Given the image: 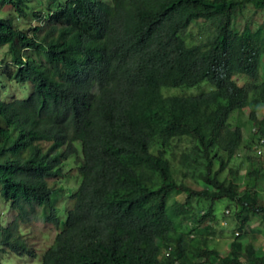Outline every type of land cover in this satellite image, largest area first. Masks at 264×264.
Instances as JSON below:
<instances>
[{"label":"trees","instance_id":"16d2710c","mask_svg":"<svg viewBox=\"0 0 264 264\" xmlns=\"http://www.w3.org/2000/svg\"><path fill=\"white\" fill-rule=\"evenodd\" d=\"M46 1L0 0L1 73L30 89L0 99V250L31 254L19 223L42 218L56 232L39 264H264L246 239L252 218L264 228V0ZM241 149L261 158L243 174Z\"/></svg>","mask_w":264,"mask_h":264},{"label":"rangeland","instance_id":"374dc122","mask_svg":"<svg viewBox=\"0 0 264 264\" xmlns=\"http://www.w3.org/2000/svg\"><path fill=\"white\" fill-rule=\"evenodd\" d=\"M30 4H34V0H29ZM10 7L8 6V9ZM6 7H4V10H8ZM250 18L256 19L257 21L262 20L261 12H253V10H250ZM11 12V11H10ZM245 22V16L238 15L235 18L234 24L237 28L241 29L243 24ZM6 46H0V59L6 60L8 63L10 61L9 55L5 54ZM0 68L1 70H7L5 69L0 62ZM245 79L241 78L239 79V83L244 82ZM8 87L6 89L2 87ZM22 86H15L13 84V81H11L6 75L1 77L0 74V98L8 99L12 95H20L23 96L25 93L22 91ZM208 86L205 84H201L200 87L184 91V93H191V94H197L201 91L207 90ZM176 92V91H174ZM182 91H179L178 93H181ZM248 110L245 109V113L247 115ZM234 114L229 118V122L231 124L234 123L235 118ZM245 137L251 136V132L247 131L244 132ZM183 140L175 141L174 143L178 144L180 147H185L187 144H184L186 141L182 143ZM248 154L252 157L253 162L255 165L259 166V162L261 160L260 157L257 156V154L251 149L245 151L244 149H241L239 151L238 156L230 161L229 165L238 167L240 166V173H244L246 170V163L242 160L243 155ZM70 163V162H69ZM66 166L65 168H68L71 166V164ZM217 164H215L216 166ZM71 180H73V177H69ZM257 182V187L264 185V179L263 178H254L251 182ZM186 182L193 187L198 188L199 185L196 184V181L193 178H189L186 180ZM69 184H72L69 182ZM75 187V186H74ZM74 187L68 188L66 190L69 191V194H71L74 190ZM263 198H264V191H263ZM62 202V200H61ZM60 202V203H61ZM66 201H64L65 203ZM227 199H219L212 204V212L213 215L216 217V220L212 219L211 225L215 229L216 234L214 235L213 239L216 243H212V245H215V247L220 251L222 255L226 253L228 250L229 242L232 239V232L236 229L235 227V217L232 216V208L229 206H226L228 204ZM61 206L63 207V203H61ZM229 210L228 213L225 211ZM1 219L4 226H7L10 221L13 219V217L16 216L18 213L17 210H13L9 207L8 204H1ZM19 231L22 234V238L27 244V247L30 248L31 254L24 255L22 257L13 255L12 253L9 254V252H4L3 250H0V264H39L40 257L42 252L52 243L56 229L50 224L49 222H46L42 218H30L28 221H24L19 223L18 227ZM249 229L247 240L249 239L255 247H261L264 243V228L262 225V222L259 218H252L249 223Z\"/></svg>","mask_w":264,"mask_h":264},{"label":"clouds","instance_id":"9594fccd","mask_svg":"<svg viewBox=\"0 0 264 264\" xmlns=\"http://www.w3.org/2000/svg\"><path fill=\"white\" fill-rule=\"evenodd\" d=\"M28 1V4L29 5H31V6H36V4H37V1H40L41 3H42V6H45L46 4H47V1L46 0H34V4H30V2H29V0H27ZM27 13H29V12H27ZM28 22H30V24H34L35 23V19L34 18H32L31 16H29L28 17V20H27ZM21 23H22V25H24V22H23V20L21 19ZM3 46H6V45H3ZM6 51H7V46H6ZM5 51V52H6ZM7 54V53H6ZM8 55V54H7ZM10 57V56H9ZM0 62H1V59H0ZM7 61L6 60H4L3 59V61L1 62V65L5 68V69H7V70H5V72L7 71V73H11L14 69H15V67L12 65V64H8V67L7 66H4V64L6 63ZM10 62V61H9ZM8 63V62H7ZM12 70V71H11ZM4 70H1V68H0V74H1V77H3L4 75H6L7 73H5V74H2L1 72H3ZM7 76V75H6ZM8 77V76H7ZM9 78V77H8ZM11 81H13V84L15 85V86H22L21 88L23 89L22 91L25 93L23 96H20V95H15V96H11L10 98H8V99H4V98H0L1 100H4V101H9V100H11V99H13V98H24V97H26V95L29 93V86L28 85H24V84H21L20 82L19 83H17L15 80H12L11 78H9ZM2 88H4V89H6V88H8V87H6V86H4V87H2ZM262 141V140H261ZM258 145V144H257ZM260 150V149H259ZM72 187H74V184H72L71 185V187L70 188H72ZM66 189H68V188H66ZM66 197H69V191H67L65 194H63L62 195V198L65 200V198ZM66 201V200H65ZM60 202H61V200H60ZM64 201L62 200V202L61 203H63ZM12 209V208H11ZM14 210V209H13ZM226 213H228V210H226L225 211ZM18 214V213H17ZM16 214V215H17ZM14 218V217H13ZM5 252V251H4ZM14 255V254H13ZM17 256V255H16Z\"/></svg>","mask_w":264,"mask_h":264}]
</instances>
